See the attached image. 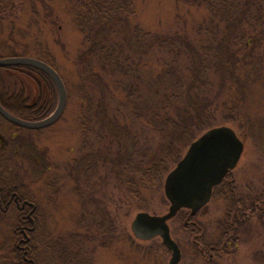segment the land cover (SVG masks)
<instances>
[{
	"label": "rangeland",
	"instance_id": "rangeland-1",
	"mask_svg": "<svg viewBox=\"0 0 264 264\" xmlns=\"http://www.w3.org/2000/svg\"><path fill=\"white\" fill-rule=\"evenodd\" d=\"M84 1L87 0H8L0 8V57L12 56L14 51L26 57L45 56L50 62L41 60L53 62L67 89L64 112L48 127L23 131L0 115V186L11 184L25 199L38 201L43 219L42 236L35 242L32 255L39 263L169 264L171 253L163 248L162 240L137 238L131 224L140 211L151 214L168 211L164 181L188 147L177 162L170 163L161 187H143L138 201L128 196L126 185L119 182L117 175L119 171L121 174L120 151L125 150L123 154L130 155L137 145L139 149L155 147L162 138L153 134L142 119L137 123L122 119L125 107L130 116L129 113L143 110L153 98L152 66L146 65L150 53L145 52L149 43H136L132 32L137 24L145 31L186 35L198 42L205 34H200L198 25L205 13L174 0H131L135 14L120 23L119 28L120 41L134 48V57L140 62L135 77L132 76L139 89L136 98L134 94L128 96L122 92L114 76L108 78L109 87L96 88L92 78L87 79L80 71L79 55L85 44L76 15ZM5 79L9 94L21 95L29 105L42 99L45 103L50 96L41 78L35 80L12 70L5 73ZM123 81L128 86L132 83L128 78ZM248 87L245 98L233 90L221 92L219 100L226 98L228 108L240 110L239 120L224 125L232 126L246 144L233 172V182L243 193L253 194L264 191V76ZM90 93L99 101L102 99L107 111L101 113L104 117L95 120L94 128L85 138L82 117L83 111L88 109L85 97ZM58 101L59 93L47 116L55 111ZM111 120H118L113 126L118 134L122 132L121 124L133 125L138 139L135 141L126 134L120 142L114 138L112 128L99 137V127L111 126ZM219 194L221 192L216 193L194 219L200 228L199 234H193L184 219L170 222L172 235L183 251L181 264H207L210 249L198 257L202 248L198 237L203 235L207 242H215L221 236L222 227L218 222L223 218L226 202ZM256 218L252 217L245 229L240 227L236 244H231L222 258L213 257L217 264H264V224ZM17 222L15 210L8 214L0 211V264H10L13 259L10 247L17 240L13 231ZM51 239L53 244L46 247L45 242ZM62 257L65 262H60Z\"/></svg>",
	"mask_w": 264,
	"mask_h": 264
},
{
	"label": "trees",
	"instance_id": "trees-1",
	"mask_svg": "<svg viewBox=\"0 0 264 264\" xmlns=\"http://www.w3.org/2000/svg\"><path fill=\"white\" fill-rule=\"evenodd\" d=\"M7 1L0 0V8ZM174 1L205 13L198 24L200 34H205L200 41L193 42L186 35L145 31L137 24L133 27L134 41L136 43L144 41L145 45L149 43L147 47L145 46V52L150 53L146 65L152 66L153 98H150L143 110L138 109L135 114L129 113L130 116L128 108L122 105L125 107L122 119L133 123L142 119L153 134L157 133L162 137L158 146H144L139 149L137 145L130 155L123 154L125 150L121 143L123 150L119 152L121 174L119 171L117 175L119 182L126 185L128 196L134 197L136 201L141 199L144 189L161 187L170 163L177 162L188 145L204 131L213 126L227 122L233 124L239 120L240 110L228 108L227 101H224L226 98L220 101L221 92L231 93L234 90V93L245 98L250 90L246 87L264 76V0ZM132 7L131 0H87L81 4L76 21L84 34L85 49L79 55L82 64L80 71L84 77L92 78L96 88H104L109 87L108 78L114 76L122 92L128 96L134 94L137 98L139 89L132 80L140 62L134 57V48L127 46L125 41H120L122 31L119 28L120 23L129 20L135 12ZM18 53L14 51L10 55L20 56ZM40 59L48 61L45 56H40ZM50 65H54L53 62ZM12 70L24 73L35 80L43 79L45 90L50 95L48 100L42 103V99L29 105L21 95L9 94L5 73ZM124 78H128L132 83L128 86L123 81ZM45 90L43 87V92ZM85 99L87 104L85 107L88 109L83 111L82 120L86 138L89 130L94 128L92 125L95 120L104 117L101 113L105 111L106 114L107 110L102 99L99 101L95 94L90 93ZM57 100V87L43 70L24 64L0 66V102L12 113L27 120L41 119L47 116L50 107H54ZM110 122L111 126L107 124L99 127V137L106 135L110 128L113 130L118 120ZM121 127L122 132L119 134L115 129L111 130L114 138L121 142L127 134L135 141L138 139L133 132V125L124 123ZM19 128L23 131L33 130ZM15 134L17 133L13 134L14 137ZM13 189L16 187L6 183L0 186V193L3 196ZM219 192L226 202L223 218L218 222L222 227V233L215 242H207L203 235L198 237L202 243V248L199 249V253L197 251L198 254L196 253L198 257L199 254L203 256L204 251L214 245L215 255L220 259L231 244L232 246L236 244V234L240 227L246 226L252 217L256 216V219L264 224V191L245 194L238 189L235 182H232V185L222 182L215 188L214 195ZM22 198H25L23 194ZM186 213L187 210H180L175 219H185ZM197 214L191 218L193 221ZM186 227H191L193 234L200 232L196 221ZM34 235L35 233H31L32 240L28 243L31 258L36 248ZM50 244V241L45 242L46 247ZM162 246L169 251L164 244ZM10 248L13 257L10 264H27L17 241L13 242ZM216 260L215 258L208 260L207 264H217ZM35 261L37 264H51L48 261L44 263H39L36 259ZM61 261L65 262L63 257Z\"/></svg>",
	"mask_w": 264,
	"mask_h": 264
},
{
	"label": "water",
	"instance_id": "water-1",
	"mask_svg": "<svg viewBox=\"0 0 264 264\" xmlns=\"http://www.w3.org/2000/svg\"><path fill=\"white\" fill-rule=\"evenodd\" d=\"M21 64L35 66L52 78L59 93L57 108L43 119L26 120L7 110L0 102V114L20 127H48L61 117L66 107L67 89L64 80L52 65L39 58L0 57V66ZM245 147L244 139L232 126L222 124L204 131L190 143L183 157L165 178L164 192L169 201L168 211L163 214L138 212L131 224L134 235L142 240L160 237L171 251L169 264H179L182 251L172 236L170 220L183 208L190 211L189 216H193L207 205L215 186L239 164Z\"/></svg>",
	"mask_w": 264,
	"mask_h": 264
},
{
	"label": "flooded vegetation",
	"instance_id": "flooded-vegetation-1",
	"mask_svg": "<svg viewBox=\"0 0 264 264\" xmlns=\"http://www.w3.org/2000/svg\"><path fill=\"white\" fill-rule=\"evenodd\" d=\"M234 181L233 172L229 173L222 182H228L232 185ZM221 182V183H222ZM17 212V225L13 228V231L17 237V246L21 250L23 259L27 261V264H37L35 259L29 256L31 252L29 242L32 240L31 233H35L34 239L35 242L39 241L41 238V229H42V215L40 214V206L38 201H29L25 198H22V195L17 189H13L10 193H6L2 196L0 193V211L3 214H8L13 211ZM2 215V214H1ZM190 212L187 211L184 223L190 225L193 221L189 216ZM45 222V217H44ZM44 233V232H43ZM56 239L54 238V242ZM51 245L53 244L52 239ZM200 243V242H198ZM201 244V243H200ZM54 246V245H53ZM221 247H218L220 249ZM209 260H212L215 255L216 246L211 245L209 247ZM39 251V250H38ZM32 260V261H29Z\"/></svg>",
	"mask_w": 264,
	"mask_h": 264
}]
</instances>
